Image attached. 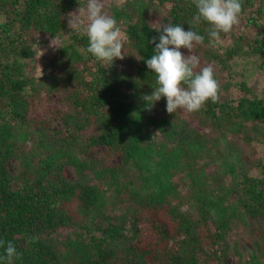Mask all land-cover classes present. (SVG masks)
<instances>
[{
	"label": "trees",
	"instance_id": "16d2710c",
	"mask_svg": "<svg viewBox=\"0 0 264 264\" xmlns=\"http://www.w3.org/2000/svg\"><path fill=\"white\" fill-rule=\"evenodd\" d=\"M240 2L243 26L221 44L207 22L193 29L219 101L169 114L166 98L144 99L157 87L145 61L156 29L190 30L193 0L106 5L127 37L109 67L68 27L85 0H0V241L16 247L13 264H264V0ZM33 32L61 47L40 77ZM53 96L54 122L38 111Z\"/></svg>",
	"mask_w": 264,
	"mask_h": 264
},
{
	"label": "clouds",
	"instance_id": "9594fccd",
	"mask_svg": "<svg viewBox=\"0 0 264 264\" xmlns=\"http://www.w3.org/2000/svg\"><path fill=\"white\" fill-rule=\"evenodd\" d=\"M193 4L197 12L189 21L190 30L185 31L181 25L171 22L156 29L160 33L159 43H156V37L152 38L150 43L155 45L154 54L145 61L147 68L156 74L157 87L144 99L149 105H153L162 97L166 98V111L169 114L178 109L195 113L207 101H219L220 88L214 78L213 66L201 68L199 58L192 54L194 46L204 41V36L193 29L201 21L207 22L210 25L207 30L210 45L217 46L223 42L221 33H230L239 23L242 11L240 0H193ZM67 19L69 29L88 37L87 53L105 67L111 66L115 59L124 58L122 52L127 37L116 20L104 11L102 0H87L86 6L80 5L75 12L68 14ZM54 41L55 38L50 47H59ZM182 48L187 49L190 54H182ZM40 52L42 56L44 52ZM0 247H5L3 259L6 264H13L14 258L18 256L16 247L5 241H0Z\"/></svg>",
	"mask_w": 264,
	"mask_h": 264
},
{
	"label": "rangeland",
	"instance_id": "374dc122",
	"mask_svg": "<svg viewBox=\"0 0 264 264\" xmlns=\"http://www.w3.org/2000/svg\"><path fill=\"white\" fill-rule=\"evenodd\" d=\"M85 1L87 2V0H85ZM123 1L124 0H102V2L104 3V10H105V6L106 5L115 4V5L119 6V4H121ZM166 10H167L166 7H164V8L160 9V12L159 11L151 12V17H152L153 22L159 20L161 18V14H166ZM242 26H243V23H242V21L239 20V23L235 27H236V29H240V28H242ZM33 33L28 34V40L29 41L30 40H34V46L33 47H34V50H35V56H34L33 61L30 62L31 63L30 65H31L32 68H34V70H33L34 75L37 76V77H40L41 75L46 73L45 68L49 64V62L54 58V56L56 55V48L57 47H55V48L54 47H50V43H51V41L54 38H50V37H48V36H46L44 34L38 35L36 33H34V34ZM54 43L58 45L59 44V40L55 38ZM37 44H38L39 47L37 46ZM198 45L199 44H196L194 46V49H196V46H198ZM194 49L192 50V52L194 51ZM40 50L44 52V54L42 56H40L41 55ZM181 52H182V54H184V49H181ZM52 101H51V103H52L51 105L47 104V102H45V100L42 101L41 104L38 107V111H39V113H41L43 118L48 117L49 120L54 122V119H52V117L50 115L53 113V109L57 105L56 104L57 98L53 96L52 97ZM61 109L66 111V110H68V107L62 105ZM187 118L189 119L188 116H187ZM103 150H104L103 148H97V149H94V150H90L88 154H89V156L96 155V157H98L99 155H103V153H104ZM251 153L252 152H249V154H251ZM258 154L260 156H262V154H264V147H260L258 149ZM110 156L111 157L109 158V161L111 163L118 162V157L117 156H115V155H110ZM9 164H10V167H11V164H13V166H14L15 162H10ZM13 166H12V171L14 172L16 169H15V166L14 167ZM67 175H68V178L71 180L72 179V174H71V172L69 170H67ZM234 233L235 232L233 231V233H231L229 235L228 240L232 241L233 239L239 238L242 241V243L244 244V247L247 250H249L250 249L249 242L251 241V237H249L246 234L241 235L240 233H236V234H234ZM253 234L256 235L255 233H253ZM244 256L246 257V255H244ZM234 260H235V258L232 257L231 261H234Z\"/></svg>",
	"mask_w": 264,
	"mask_h": 264
}]
</instances>
